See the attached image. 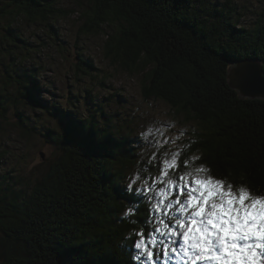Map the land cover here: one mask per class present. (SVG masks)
<instances>
[{
  "label": "trees",
  "instance_id": "trees-1",
  "mask_svg": "<svg viewBox=\"0 0 264 264\" xmlns=\"http://www.w3.org/2000/svg\"><path fill=\"white\" fill-rule=\"evenodd\" d=\"M57 2L8 0L0 16L8 27L24 18L43 24L63 14ZM237 6L231 0H88L86 19L94 34L111 27L106 51L124 69L144 75L146 98L169 103L195 123L179 149L184 156H200L213 173L264 193V100L241 99L227 78L230 62L264 61V14L250 27ZM15 38L23 42L19 34ZM149 63L155 66L146 70ZM92 68L80 56L77 74H92ZM30 70L23 69L18 79L27 82L22 95L35 106L43 70ZM85 93L88 117L69 118L71 109L46 105L51 115L62 117L60 129L39 131L58 148L48 175L19 186V175L0 168V264H140L132 259L133 225L123 213L131 204L146 208L148 201L133 200L126 184L150 167L146 178L154 179L162 158L150 145L141 146L130 120L112 125L119 115L107 113L98 95ZM6 154L0 151V162Z\"/></svg>",
  "mask_w": 264,
  "mask_h": 264
},
{
  "label": "rangeland",
  "instance_id": "rangeland-1",
  "mask_svg": "<svg viewBox=\"0 0 264 264\" xmlns=\"http://www.w3.org/2000/svg\"><path fill=\"white\" fill-rule=\"evenodd\" d=\"M7 1L0 0V7ZM231 2L239 5L237 14H242V21L250 27L255 25L260 14H264V0ZM56 5V9H63V14L56 13L43 24L24 18L8 27L10 22L0 16V151L7 150L0 162L1 170L19 175L22 179L19 186L32 185L42 178L43 172L48 175L55 168L58 148L47 141L44 131L42 134L39 131L50 127L60 129L58 124L62 117L51 115L46 105L60 103L62 109H71L69 118L79 113L88 117L92 111L84 104L86 91L99 96L107 113L119 115L112 125L130 120L128 128L137 133L141 146L150 145L162 159L165 152L171 154L179 150L186 136L196 129L195 123L186 120L182 112L177 114L176 108L169 103L154 97L146 98L144 75L124 69L106 51L105 42L108 33L112 32L111 27L104 25L99 34L89 30L88 0H58ZM119 28L118 22L117 30ZM16 34L23 42L16 40ZM80 56L93 63L92 74H77ZM13 59L16 61L12 62ZM154 66L153 63L146 64V70ZM34 67L43 70L36 79L40 85L35 106L31 98L22 95L27 82L18 79L23 69ZM21 118L25 126H33L38 134L26 132V127L19 121ZM67 119L63 117L64 121ZM148 128L153 129V134L145 139L141 134ZM169 137L172 142L166 146L157 143L167 141ZM63 141L64 144L68 142ZM172 260L171 264H177L174 258Z\"/></svg>",
  "mask_w": 264,
  "mask_h": 264
},
{
  "label": "snow or ice",
  "instance_id": "snow-or-ice-1",
  "mask_svg": "<svg viewBox=\"0 0 264 264\" xmlns=\"http://www.w3.org/2000/svg\"><path fill=\"white\" fill-rule=\"evenodd\" d=\"M153 129L141 135L148 139ZM172 142L157 141V143ZM153 155H156L155 153ZM183 150L157 160L152 172L134 173L126 184L133 200L123 213L132 222V259L140 264H264V193L215 174ZM146 212L143 220L140 214ZM136 224H140L139 228Z\"/></svg>",
  "mask_w": 264,
  "mask_h": 264
},
{
  "label": "water",
  "instance_id": "water-1",
  "mask_svg": "<svg viewBox=\"0 0 264 264\" xmlns=\"http://www.w3.org/2000/svg\"><path fill=\"white\" fill-rule=\"evenodd\" d=\"M230 63L227 78L238 95L242 98L264 99V61L246 58Z\"/></svg>",
  "mask_w": 264,
  "mask_h": 264
},
{
  "label": "bare ground",
  "instance_id": "bare-ground-1",
  "mask_svg": "<svg viewBox=\"0 0 264 264\" xmlns=\"http://www.w3.org/2000/svg\"><path fill=\"white\" fill-rule=\"evenodd\" d=\"M232 1V0H231ZM4 39V38H3Z\"/></svg>",
  "mask_w": 264,
  "mask_h": 264
}]
</instances>
